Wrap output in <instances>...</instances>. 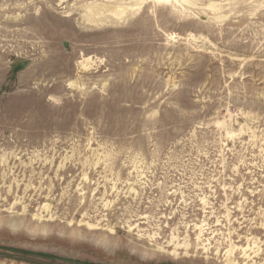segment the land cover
I'll list each match as a JSON object with an SVG mask.
<instances>
[{"label": "rangeland", "instance_id": "1", "mask_svg": "<svg viewBox=\"0 0 264 264\" xmlns=\"http://www.w3.org/2000/svg\"><path fill=\"white\" fill-rule=\"evenodd\" d=\"M159 1L0 0V264H264V0Z\"/></svg>", "mask_w": 264, "mask_h": 264}, {"label": "bare ground", "instance_id": "2", "mask_svg": "<svg viewBox=\"0 0 264 264\" xmlns=\"http://www.w3.org/2000/svg\"><path fill=\"white\" fill-rule=\"evenodd\" d=\"M164 1V0H163ZM158 2V1H157ZM159 2H161V0L159 1Z\"/></svg>", "mask_w": 264, "mask_h": 264}]
</instances>
